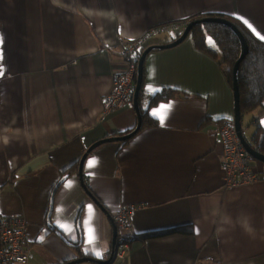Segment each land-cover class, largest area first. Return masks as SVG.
Wrapping results in <instances>:
<instances>
[{
	"label": "crops",
	"instance_id": "0c3cea01",
	"mask_svg": "<svg viewBox=\"0 0 264 264\" xmlns=\"http://www.w3.org/2000/svg\"><path fill=\"white\" fill-rule=\"evenodd\" d=\"M203 13L234 18L264 42L243 22L264 36V0H0V217H24L27 264L106 261L109 217L122 207L132 209L134 234L184 225L192 233L132 241L130 255L111 264H264V178L223 188L217 121H232L233 98L209 37L205 47L215 57L190 36L148 53L141 106L162 89L185 97L149 109L156 127L90 152L82 174L91 195L78 178L86 149L137 122L131 105L102 114L123 65L119 41ZM178 33L176 26L152 39ZM161 106L163 124L153 115ZM259 112L246 121L250 113L241 116L253 148ZM259 125L264 130V115ZM76 162V171L63 177ZM251 167L264 175V163L253 160Z\"/></svg>",
	"mask_w": 264,
	"mask_h": 264
},
{
	"label": "trees",
	"instance_id": "16d2710c",
	"mask_svg": "<svg viewBox=\"0 0 264 264\" xmlns=\"http://www.w3.org/2000/svg\"><path fill=\"white\" fill-rule=\"evenodd\" d=\"M204 18H223L230 21L232 24L236 26V28L241 32L248 48V53L244 57V59L240 62L236 77H237V87L239 92V109L240 115L247 114L252 112L253 110L259 109V114L255 117L254 123V132L252 136V142L254 145V149L262 155H264V130L259 125V119L264 115V42L253 37L247 29L241 25L239 21L231 17H225L220 15H214L209 13L199 14L189 19L178 21L169 25H176L181 28V32L184 28L189 24L193 23L189 31L190 38L192 39L195 47L205 53H208L210 56L215 57L213 53H211L205 47V39L211 38L215 44L217 45L220 53H221V69L223 75L225 76L226 82L228 86L232 89V71L233 66L236 60L240 55V44L237 37L234 35L232 30L226 26L217 23H198ZM166 26V25H162ZM180 33L176 34L174 37L168 40H157L150 39L144 41L143 39H137L135 41L129 42L134 46L135 53L128 54V56L124 53H118V55L123 59L127 60L137 66L138 60L142 54V52L148 47H155L158 45H165L169 42L175 40ZM161 49L153 48L150 52L159 51ZM149 52V53H150ZM143 74H144V65H143V73H142V83L141 88L138 93V104H139V113L141 117V127L135 133V135L145 128H151L157 126V121L149 116V109L154 107L160 103H166L172 99L176 98H184L185 96L181 94L178 90L175 89H162L161 91L150 95L147 98L146 107L143 108L141 106V101L143 99ZM136 78V77H135ZM134 78V82H135ZM227 120H219L217 121L219 127L227 123ZM136 125L127 130L124 133L116 134L115 136H122L134 131ZM133 135V136H135ZM113 136V137H115ZM132 136V137H133ZM127 141V140H126ZM77 169V162L73 164L70 168L65 170L62 175L71 174V172H75ZM71 171V172H70ZM62 177V178H63ZM60 183H57L53 188V193L56 191L57 187ZM52 193V194H53ZM98 206L102 208L103 213H105L108 217L107 211L104 207L95 199ZM114 216V215H113ZM112 216V219H113ZM78 218L79 212L76 216V224L78 226ZM171 233H180V234H191L192 228L190 226H178L172 229L160 230V231H149L141 234H134L132 237V241L139 240L143 241L145 239L151 237L163 236ZM115 235V241H116ZM79 244V243H78ZM78 244H74L75 248L78 247ZM117 247V241L110 248V252L107 255L105 260H109L108 264H111L113 261V254ZM81 258V257H80Z\"/></svg>",
	"mask_w": 264,
	"mask_h": 264
},
{
	"label": "built area",
	"instance_id": "2783aa9c",
	"mask_svg": "<svg viewBox=\"0 0 264 264\" xmlns=\"http://www.w3.org/2000/svg\"><path fill=\"white\" fill-rule=\"evenodd\" d=\"M175 27L176 25L153 27L145 31L138 39L147 41L160 32H168ZM129 42L131 41H119L118 53H124L127 56L135 53L134 46ZM136 69L135 64L123 60L121 69L114 75L110 93L103 99V115L109 114L124 105L132 106ZM218 133L222 145L221 169L223 171L224 189L251 184L264 178V175L253 172L251 167L253 159L241 144L232 121H228L219 127ZM131 210V208L122 207L113 216L117 237L113 261L124 260L130 255V244L134 235L129 228ZM26 235L27 223L20 213L0 217V264H27Z\"/></svg>",
	"mask_w": 264,
	"mask_h": 264
},
{
	"label": "water",
	"instance_id": "95a60500",
	"mask_svg": "<svg viewBox=\"0 0 264 264\" xmlns=\"http://www.w3.org/2000/svg\"><path fill=\"white\" fill-rule=\"evenodd\" d=\"M198 23H217V24H221L223 26H226L232 30V32L234 33V35L237 37V39L239 41L240 55H239L238 59L236 60V62L234 63L233 71H232V98H233V119H232V122H233V125L235 128V131L237 133V136H238L241 144L243 145L245 151L252 157L253 160L264 163V155L258 153L256 151V149H254L244 139L243 134H242V129H241V115H240V109H239V92H238V87H237L236 73H237L240 62L244 59V57L248 53L247 44H246L241 32L236 28V26L226 19H223V18H204L201 21H198ZM192 26H193V23H189L184 28V30L180 33V35L175 40H173L172 42H169L165 45L148 47L142 52V54L138 60V63H137L134 92H133V96H132V108L135 112L136 119H137L136 128L134 131H132L128 134H125L122 136L108 137V138H105L103 140H100V141L94 143L93 145H91L88 149H86V151L84 152V154L82 155V157L80 158V160L78 162V178H79V181L81 183V186L86 191V193L90 194L89 191L87 190L86 186H85L82 170H83V164L85 162V159L90 154V152L93 149H95L97 146H99L103 143L124 142V141L130 139L133 135H135V133L141 127V117H140V113H139V104H138V93H139V90L141 88L143 65H144V61H145L146 56L148 55V53L151 50H153V48L170 49V48H174V47L178 46L188 37L189 31H190ZM109 219H110L111 225H112L111 244L113 245L115 243V225H114L112 217H109ZM109 262H110L109 260L102 261V260H96V259L82 257V258H78L76 260L68 261L64 264H80V263L108 264Z\"/></svg>",
	"mask_w": 264,
	"mask_h": 264
},
{
	"label": "snow or ice",
	"instance_id": "6c2138e0",
	"mask_svg": "<svg viewBox=\"0 0 264 264\" xmlns=\"http://www.w3.org/2000/svg\"><path fill=\"white\" fill-rule=\"evenodd\" d=\"M242 19V18H241ZM243 22L249 27V29L254 33L256 34L261 40H264V36H261L257 31L256 29L247 21V20H243ZM3 74V71L2 69H0V75ZM166 112V106H161V112L160 113H156L154 112L153 115H158L160 120H161V123L163 124V120H164V115L163 113ZM94 165V161H90L89 162V167H92ZM63 227V226H62ZM92 239L93 237L90 235L89 237V243H92ZM97 255L99 256L100 254L97 253Z\"/></svg>",
	"mask_w": 264,
	"mask_h": 264
},
{
	"label": "rangeland",
	"instance_id": "374dc122",
	"mask_svg": "<svg viewBox=\"0 0 264 264\" xmlns=\"http://www.w3.org/2000/svg\"><path fill=\"white\" fill-rule=\"evenodd\" d=\"M252 115H253L252 113H250V114H247V115H244V116H243V117H244V120L246 121L248 117H250V118H251V117H252ZM252 161H253V160H252ZM80 264H88V263H80Z\"/></svg>",
	"mask_w": 264,
	"mask_h": 264
}]
</instances>
